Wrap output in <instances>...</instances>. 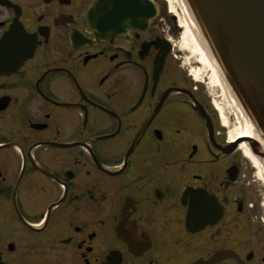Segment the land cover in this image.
I'll return each instance as SVG.
<instances>
[{
    "label": "flooded vegetation",
    "instance_id": "obj_1",
    "mask_svg": "<svg viewBox=\"0 0 264 264\" xmlns=\"http://www.w3.org/2000/svg\"><path fill=\"white\" fill-rule=\"evenodd\" d=\"M95 2L130 5L0 0V264H264V180L159 1Z\"/></svg>",
    "mask_w": 264,
    "mask_h": 264
},
{
    "label": "water",
    "instance_id": "obj_2",
    "mask_svg": "<svg viewBox=\"0 0 264 264\" xmlns=\"http://www.w3.org/2000/svg\"><path fill=\"white\" fill-rule=\"evenodd\" d=\"M123 0H112L113 2ZM130 5L116 4L94 19L115 28L114 17L133 15ZM186 17L218 71L242 118L244 144L264 175V0H180ZM155 14V6L147 16ZM231 143L233 150L239 142Z\"/></svg>",
    "mask_w": 264,
    "mask_h": 264
},
{
    "label": "bare ground",
    "instance_id": "obj_3",
    "mask_svg": "<svg viewBox=\"0 0 264 264\" xmlns=\"http://www.w3.org/2000/svg\"><path fill=\"white\" fill-rule=\"evenodd\" d=\"M167 1L170 4V12L174 13L176 17H179V27L183 30L178 43L179 50L181 52L183 51L186 55L185 60L188 64L194 62L200 66L197 69L192 68V73L195 75V78L200 79L202 78L201 73L207 72L209 75L208 84H210L212 89L220 91L219 99L217 98L214 102L216 109L219 112L222 126L227 129L228 140H241L244 138V129L242 118L237 110L236 104L226 90L223 81L213 65L208 53L192 29L181 1ZM243 142V140L239 142V151L244 153L249 162L256 169L257 175L264 180V175L257 159L251 155L247 146Z\"/></svg>",
    "mask_w": 264,
    "mask_h": 264
},
{
    "label": "rangeland",
    "instance_id": "obj_4",
    "mask_svg": "<svg viewBox=\"0 0 264 264\" xmlns=\"http://www.w3.org/2000/svg\"><path fill=\"white\" fill-rule=\"evenodd\" d=\"M158 1L161 7V11L163 12L162 14L164 16V19H166L167 26L170 29L169 36L171 37L172 42L175 44V48H174L175 53L178 55V57H180L184 69L186 70V72H190V70L192 71V68L195 69L199 68L200 66L198 64H195L194 62L188 64L185 60L186 55L184 54L183 51L181 52L179 50V46H178L179 38L181 36V33L183 32V30H181V28L179 27V19H178L179 17L178 16L176 17L174 13L170 12V4L167 0H158ZM201 76L202 78H200L199 80L202 81L201 87L203 88V90L206 93H209L211 97L214 99V101L217 98L219 99L220 91L212 89L210 84H208L209 75L207 74V72L205 73L202 72ZM249 164L252 165L250 162Z\"/></svg>",
    "mask_w": 264,
    "mask_h": 264
}]
</instances>
